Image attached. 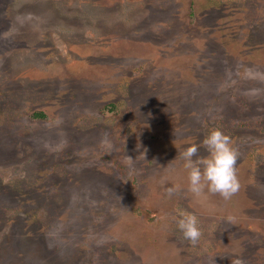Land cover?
<instances>
[{"label":"rangeland","instance_id":"rangeland-1","mask_svg":"<svg viewBox=\"0 0 264 264\" xmlns=\"http://www.w3.org/2000/svg\"><path fill=\"white\" fill-rule=\"evenodd\" d=\"M213 127L232 201L181 167ZM237 262L264 264V0H0V264Z\"/></svg>","mask_w":264,"mask_h":264},{"label":"clouds","instance_id":"clouds-1","mask_svg":"<svg viewBox=\"0 0 264 264\" xmlns=\"http://www.w3.org/2000/svg\"><path fill=\"white\" fill-rule=\"evenodd\" d=\"M201 146L207 153L205 156L197 155L198 147L194 143L183 148L180 153L188 190L195 196H200L207 190L220 194L227 201L236 199L242 189L239 182L238 153L230 137L213 127L204 135ZM176 190V186L165 189L169 194ZM173 220L175 228L190 243L195 244L201 238L199 221L193 213L178 209ZM228 223L235 224L237 221L232 217Z\"/></svg>","mask_w":264,"mask_h":264},{"label":"trees","instance_id":"trees-1","mask_svg":"<svg viewBox=\"0 0 264 264\" xmlns=\"http://www.w3.org/2000/svg\"><path fill=\"white\" fill-rule=\"evenodd\" d=\"M35 117L43 118L44 115H43V113H39V114L35 115Z\"/></svg>","mask_w":264,"mask_h":264}]
</instances>
